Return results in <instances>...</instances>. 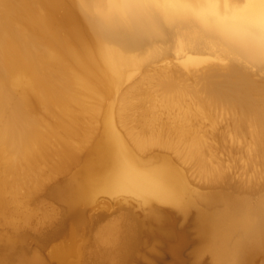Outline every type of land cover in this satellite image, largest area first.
Wrapping results in <instances>:
<instances>
[{"label":"bare ground","instance_id":"bare-ground-1","mask_svg":"<svg viewBox=\"0 0 264 264\" xmlns=\"http://www.w3.org/2000/svg\"><path fill=\"white\" fill-rule=\"evenodd\" d=\"M166 51H172L174 61L164 60L163 67L172 63L176 67L173 72L185 70L194 78L195 72L210 65L224 70L217 75L200 73L194 79H203L205 85L188 88L190 96L202 105L238 110L244 122L238 127L247 121L254 151L264 156V111L257 108V101L253 102L246 89L248 75L255 77L253 81L264 82V77L253 74L254 68L264 72V0H0V160L8 159L4 151L11 148L13 157L20 154V164L29 161L42 144L43 134L28 118L33 103L53 105L68 116V94L59 96V90L55 92L50 84V68L58 66L69 88L77 85L78 90L97 95L102 102L112 99L103 106L99 114L101 130L96 139L86 143L89 149L81 159L73 144L60 140L58 166L67 169L79 163L74 173L69 171L72 174L50 191L64 206V217L75 225L88 221L93 229L98 217L87 220L84 206L100 193L138 199L147 208L144 217L156 223L167 216L162 207L173 210L181 219L194 209L196 246L188 251L193 263L207 255L209 264H264V170L246 179L249 189L258 186L256 197L230 194L217 188L226 182L227 171L220 161L211 158L213 153L207 145L193 138L147 130V123L143 124L146 129L133 125V130L121 116L131 108L127 104L129 93L139 80L125 91L119 92L118 87L123 80H130L138 65L151 63ZM42 69L46 70L44 74ZM213 75L223 79L213 80ZM155 84L171 93L181 91L171 75H156ZM61 123L58 125L68 136L70 130ZM50 132L55 134L53 125ZM154 150L163 154H154ZM184 162L195 169L200 179L198 188L190 185L178 166ZM6 197L0 198V215L5 203L15 199ZM144 220L123 209L115 220L99 227L98 234L92 235V244L86 241L77 246V264H135L141 232L151 228ZM60 225V229L64 227ZM158 230L162 233L163 229ZM51 231L52 237L55 232ZM184 239L182 233L171 236L172 241L165 245V257L169 258L166 264H183L178 254ZM11 241L3 243L11 247ZM68 254H72L69 246L55 247L49 258L61 260ZM16 264L46 263L38 257H21Z\"/></svg>","mask_w":264,"mask_h":264},{"label":"rangeland","instance_id":"rangeland-1","mask_svg":"<svg viewBox=\"0 0 264 264\" xmlns=\"http://www.w3.org/2000/svg\"><path fill=\"white\" fill-rule=\"evenodd\" d=\"M160 52L163 53L162 51ZM166 52L167 53L163 56L160 55L156 60H152L153 62L151 63L138 65L130 80H123V84L118 87L119 92H122L136 80H139L137 81L139 84L133 87L135 88L133 93H129L130 98H128L127 104L130 103L131 108L125 111V115L122 113V118H126L128 127L134 125L137 126V129H146L145 125L147 123V130H149L148 128H152V130L156 132L159 131L160 133L169 134L173 137L182 136L193 138L198 142L201 141L204 145H207V148L213 153L211 154V158L214 157L216 160L220 161L219 163L222 164V167L227 171L226 182L217 188H221L230 194L248 195V197L251 198L256 197L259 191V189L256 191L258 186L252 185L250 189H254V191L252 190L251 192L248 187L249 182L247 183L246 179H248L249 176L254 178L253 175L256 171L258 172L260 169L264 170V156L254 151L253 137L250 133L251 127H249L247 121L242 128L238 127V123H244L243 120H240L238 110L229 109L217 104H214V106L213 104L202 105L201 102L194 100V98L192 100L193 95L190 96L191 93L188 91V88L191 86L200 88L203 84L205 85L204 81H202L203 79L199 82L196 81L200 73L205 72L207 74L217 75V73H221L224 70L220 67L219 69L217 65H210L209 68L195 72L197 76L194 77L196 78L194 79L192 76H189L190 73L186 74L187 72L185 70L178 71V73L173 72L176 67L175 65L173 66L172 63L166 68L163 67L166 61H174L172 51ZM159 58L163 59L161 60ZM57 67L58 66H53L50 68L53 74V80H51L52 82L50 84L52 85L51 87H54L52 89L55 90V92L56 89L59 90L56 92V94L60 92L58 93L59 96L63 92L68 94L70 99L68 104V116H63L60 112L61 109L53 105H47V103L44 104L41 102L33 103L34 109L32 114L30 113L31 116L28 115V118L34 120L40 133L43 134L42 144L38 146L39 150L37 149V152H35L31 160L20 164V154H16L17 156L15 155L14 157L16 158H14L11 155L13 153L10 152L11 148L6 146L10 151H4V153H8L10 156L7 154L8 159L4 158L5 161L7 160L6 164L4 159L0 160V196L2 198H7L6 196H8L9 199L13 196L15 197L14 200L5 203L3 214L0 215V258H2L0 259V264H16L21 257H38L46 264H77V259H79V254L77 253L79 252L80 246L84 245L86 241L87 244H92V242H94L93 236L98 234V230L105 226L106 223L115 220L117 215L123 212L125 208L132 214L137 215L138 219H145L144 221L149 222L146 223V225L149 224L151 227L148 229L145 228L146 230L143 229L141 232L144 245L140 242L142 245L139 243V248L136 246V250H139L138 252L135 251L136 253L134 252L136 257L133 255L135 260H137L135 264H157L160 259H164L165 256L168 255L165 245L167 242L172 241L171 236L176 232L182 233L185 236L184 240L186 242H184L178 254V256L180 255L179 260H182L183 264H209L207 255L202 256L197 263L192 262L193 257L190 252L191 249L196 246V237L193 233L192 224L194 209L190 211L191 213L185 219H181L173 210L162 207L165 216H167L156 223L144 217L143 213L146 212L147 208L141 204L138 199L129 195L118 194L115 197V195L107 196L106 194L100 193L93 198L90 202L91 204L89 203L84 206L86 218H88L87 220L98 217L99 226L97 222V226L95 224L92 229V227H89L88 221L83 224L80 223L79 225H75L68 217L62 215L61 211L64 209V206L61 205L62 203L59 202L57 198L51 196L50 191L53 186L62 183L66 177L74 173L79 163L77 165L76 163L71 164L67 166V169L58 166V155L56 151L60 148V140L63 138V140L65 139L69 144H73L72 146L80 153L78 156L81 159L86 148L89 149L86 143H90V140L96 139L101 130L100 113L102 112L103 106H106L112 99L107 98L103 103L101 100L97 99V95L86 94L82 92L80 88L78 90L77 85H73L71 87L72 89L69 88L64 82L66 81L65 76H63V73ZM251 69L252 68H250V71L252 72ZM44 70L45 69H42L41 71L43 74L46 71ZM253 71L254 76L264 77L263 71L257 70L256 68H254ZM191 72L194 71L191 70ZM158 74L161 76L164 74L171 75V78L178 85L179 90H181L179 91L180 93H171L167 87L163 85L160 87L156 84L154 85L155 76ZM248 77L250 79H248L246 89L249 96L253 102L254 100L257 101L254 102V104L259 106H257V108L264 111V82L253 81L255 77L252 78L251 75H248ZM221 79H223V76L213 77V80L218 81ZM187 85L188 87H186ZM33 99L35 98L32 97V100ZM94 111L96 112L94 113ZM61 121L64 122V127L67 126L66 128L71 132L68 136L64 133V128L58 125V123H60V125L62 124ZM52 125L55 134L54 132H50ZM118 129L119 131L122 130L121 127H118ZM133 130L136 129L133 128ZM81 138L83 139L81 140ZM83 141L85 143H83L84 145L82 144ZM155 153L163 154L154 150V154ZM146 156H149V153H147ZM146 156L144 158H146ZM17 158L18 160L20 159V162ZM15 161L16 163H14ZM178 166L184 170L190 185L194 188H198L200 179H198L199 177L195 169L189 166L187 162L180 163ZM119 210L120 212H118ZM60 214L62 217H60ZM92 214L97 215L93 216ZM15 216H17V220H15ZM25 216H29L27 217L28 219H26ZM62 220L65 222L63 223ZM60 224H64V227L61 229L59 228L61 227ZM97 227L100 228L98 229ZM159 228L163 229L162 233L161 231L159 232ZM167 229H170V231ZM58 230L62 231L57 234L56 232H58ZM50 231L51 233L55 232L56 235L53 234L51 237V235H49ZM167 231L168 233L166 234ZM163 233H165L166 236H163ZM168 234L171 236H168ZM47 236L51 238L44 240ZM14 238L16 239L15 241ZM39 238H42V241ZM166 238H168V240ZM6 240H13V245L11 247L6 246V243H3ZM67 246L70 247L73 255H65L61 260L54 257L49 258L51 251L55 249V247L65 248ZM189 250L190 252H188ZM11 251L12 253H10ZM72 251L75 252L73 253ZM159 252L160 254L164 252V256L163 254L160 255ZM137 253L142 255L143 258Z\"/></svg>","mask_w":264,"mask_h":264},{"label":"water","instance_id":"water-1","mask_svg":"<svg viewBox=\"0 0 264 264\" xmlns=\"http://www.w3.org/2000/svg\"><path fill=\"white\" fill-rule=\"evenodd\" d=\"M168 261H169V258L168 257H165L163 259V261L161 260L160 262H158V264H166Z\"/></svg>","mask_w":264,"mask_h":264}]
</instances>
